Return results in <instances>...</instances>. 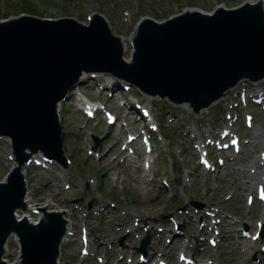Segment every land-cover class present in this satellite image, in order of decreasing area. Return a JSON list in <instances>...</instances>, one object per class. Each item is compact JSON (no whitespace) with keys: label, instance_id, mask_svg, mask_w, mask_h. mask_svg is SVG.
<instances>
[{"label":"water","instance_id":"obj_1","mask_svg":"<svg viewBox=\"0 0 264 264\" xmlns=\"http://www.w3.org/2000/svg\"><path fill=\"white\" fill-rule=\"evenodd\" d=\"M263 17L260 7L246 5L218 10L212 17L185 13L161 24L144 19L137 27L131 63L122 61L120 39L98 17L89 27L71 19L24 16L1 22L0 136L12 140L19 166L29 156L26 150L60 161L56 105L82 72L107 71L150 96L187 103L195 112L207 108L241 80L264 77ZM24 192L16 168L8 183L0 184V257L14 232L22 264H55L64 221L48 214L38 225L26 219L17 223L13 213L24 209Z\"/></svg>","mask_w":264,"mask_h":264},{"label":"rangeland","instance_id":"obj_2","mask_svg":"<svg viewBox=\"0 0 264 264\" xmlns=\"http://www.w3.org/2000/svg\"><path fill=\"white\" fill-rule=\"evenodd\" d=\"M17 1H20V3ZM26 1L0 0V19L26 12L52 19L75 16L85 23L87 21V13L99 12L108 18L112 34L123 38V43L128 49L125 57L129 58L131 48L128 41L133 33L135 24L141 17H151L156 21H161L180 13L184 9H200L203 12L210 13L217 6L224 5L226 8H233L248 0H28L25 3ZM60 2L63 4H60ZM96 82L93 80L85 81L80 91L88 97L92 96L95 101L104 104L102 101H105L104 95L106 92L104 91L102 94L98 92L95 85ZM99 82H103V79L100 78ZM252 88L256 89V87ZM111 91L112 89L109 90V92ZM113 94L114 100L115 97H120L117 92H113ZM232 98L233 95L230 92L227 97V103H230ZM140 99L143 105L154 106V112L161 124L168 127L164 129V134L169 137V140L163 138V135L155 137L156 148L152 157L155 159L154 173L158 176L157 182H146L149 185L146 186L145 181L142 179L143 176L134 172L136 169H132L128 164L120 165L121 160L119 158L115 160L114 158L117 155V149L114 152L105 154V147L109 148L112 144H116V141L112 139L109 141L101 139L97 145L96 151H98L100 158L104 159L102 162L99 160L94 161L86 155L87 150H92L95 145L91 134H97L100 138L105 134L106 130L104 127L100 128L99 125L95 127L92 124L93 122L86 123L85 119L75 109L74 98L65 104H61L59 108L63 127V151L64 155L71 159V165L66 170L61 171H66V178L63 182L68 183L69 179H72L73 193L63 190L62 184L54 179L50 187L48 179H51V177L39 169L30 167L26 170L29 188L27 193L29 194L28 201L30 204L45 206L49 200L55 201L53 202L54 206L67 212L68 217L72 219L71 226L77 232L74 236H69L71 241L63 246L64 250L60 264H84V259H80L79 254L80 218L82 212H84V206L87 207L88 203H93L94 198L96 201H105L104 203L115 202L113 199H116L121 202L120 209L125 212V215L123 220H121L120 213L116 212V218H118L117 220L115 218L113 223H110L107 219L100 222V230H95L92 239L98 236L105 241L113 242L126 237L124 243L130 247H135L138 243L136 244L134 235L139 237L141 234L142 236L141 229L143 224L140 223L141 221L142 223L162 225L164 227H166V223L168 234H165L160 240L151 231L144 232L143 235L146 234V237L149 235L151 239V242L149 241L147 244L146 250L150 260H153L154 263L157 258L160 259L161 252H166L171 261L170 264H175L176 257L180 251L167 249V246L174 248L176 246L180 247V245L174 241L167 245L166 237H170L174 223H176L187 230L186 236L188 238L182 244L184 246L182 250L186 255H197L203 261H209L214 264H257L260 256L264 258V253L258 255L257 251L246 250L248 243L244 239H235V241L243 242L244 244H235L234 240H232V243L222 240L217 248L210 247L206 238L211 233H208L207 236H203L206 234L205 232L197 234L199 220L188 217L187 213L188 209H191L190 214L193 217L195 215L196 210L193 207H189V202L193 200L202 204L204 211L212 212L213 209L211 207L219 206L221 213L215 215L216 220L220 217L226 218V215L229 216L228 218L231 217V219H226L230 223H234L233 218L238 219L241 223L247 225L251 233H254V226H256L258 221L264 223V209L260 204L254 201L252 206L248 207L245 202L246 195L254 192V183L258 177L257 173L260 172L254 162L260 151L261 139L264 134V114L258 109L251 107L254 115V128L249 131L242 127L239 133L240 137L249 141V143L244 145L243 151L238 157L225 156L226 153H221L226 157V164L221 169L216 167V172L206 174L198 164L197 153L192 151L190 145H188V140L190 141L189 138L193 135L191 133L193 129H195L193 132L199 136V140L205 141L210 136V131L208 132V130H211L213 124H219V129L224 127L225 106H214L204 111L202 115H194L187 109L166 108L157 101ZM125 101L128 102L127 96ZM109 102L110 100L108 101V107H113L122 119L125 111L118 107L119 101H115L113 103L114 106ZM240 118L242 121V116ZM198 123H202L201 126L204 129L201 127L199 130L194 127ZM102 128L103 133L100 131ZM159 138H161V141H159ZM102 145L104 147L100 150ZM9 153V145L5 140L1 141L0 181L5 178L12 166L6 156ZM250 167L254 168L251 170ZM253 171L254 173H251ZM188 178H190V181ZM162 179H165L167 186H170L169 189L160 186ZM252 179L254 183L249 191V183L253 182L251 181ZM186 180H188V183H186ZM121 188L123 192H119ZM58 191L62 192L58 194ZM231 194H233V197L226 201ZM91 197L93 198L91 199ZM74 204H80L82 211H73L71 207ZM181 208L185 210L178 212ZM25 215L31 220H36L37 218L31 213H26ZM169 216L174 223L168 219ZM133 219L135 220L134 225L132 224ZM202 220H205L210 225L208 217H202ZM95 223L98 222L92 221V224ZM223 223L225 224V221ZM241 223L238 225L232 224L234 227L228 231H232L233 233L231 234H235L238 229L241 230ZM116 228L119 231H116ZM126 229H132L130 235L125 233ZM213 230L212 236H215ZM224 237V240L229 238L227 235ZM193 239L194 241H192ZM263 241H257L258 249L260 245H264ZM114 250L115 253L116 246ZM16 251L15 245L10 242L6 257L11 261H15L17 257ZM156 254H159V256ZM112 260H116L115 254L112 255Z\"/></svg>","mask_w":264,"mask_h":264},{"label":"bare ground","instance_id":"obj_3","mask_svg":"<svg viewBox=\"0 0 264 264\" xmlns=\"http://www.w3.org/2000/svg\"><path fill=\"white\" fill-rule=\"evenodd\" d=\"M248 3H250V4H253V3H256V2H260V3H262V4H264V0H248L247 1ZM258 37V36H257ZM254 41V43H258L259 42V38H255V39H253ZM239 45V44H238ZM244 47V46H243ZM124 49L126 50V46H124ZM125 60H129V59H125ZM251 168V167H250ZM23 173V175L24 176H26L25 174H24V172H22ZM25 179H26V177H25ZM26 181H27V179H26ZM251 181H253V179L251 180ZM235 182H236V179H235ZM27 183V182H26ZM28 197H29V194L27 193L26 194V197H25V202H26V205H29L30 206V202L28 201ZM49 203V202H48ZM49 205H50V203H49ZM31 208V207H30ZM29 209V208H28ZM26 213H27V211H26ZM62 213V216H64L65 217V212H61ZM64 213V214H63ZM166 224V223H165ZM166 226V225H165ZM167 227V226H166ZM69 228H71V224H69V223H67V230L69 231L70 229ZM167 232V231H166ZM260 253H258V255H259ZM261 255V254H260ZM171 257H173V256H171ZM8 263V262H7ZM18 263V261L16 262V263H14V264H17ZM8 264H10V263H8ZM264 264V263H263Z\"/></svg>","mask_w":264,"mask_h":264}]
</instances>
